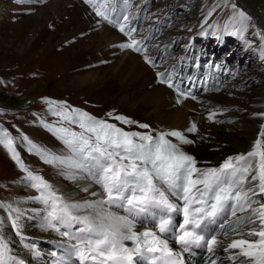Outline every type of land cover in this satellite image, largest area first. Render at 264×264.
Listing matches in <instances>:
<instances>
[{
	"label": "snow or ice",
	"instance_id": "snow-or-ice-1",
	"mask_svg": "<svg viewBox=\"0 0 264 264\" xmlns=\"http://www.w3.org/2000/svg\"><path fill=\"white\" fill-rule=\"evenodd\" d=\"M85 3L129 37L130 42L121 47L147 51L144 41L133 37L137 29L128 15L112 17L115 8L109 10L107 5L115 0ZM240 15L244 17V13ZM144 59L156 66L147 55ZM157 75L161 84L176 87L179 96L186 97L174 85L172 73ZM45 102L60 119L44 126L64 144L66 152L57 155L27 141L29 151L60 169L68 180L90 181L82 191L87 192L91 185L98 187L90 194L95 199L73 201L30 170L15 150L11 133L0 128V145L25 172L22 182L36 190L37 195L30 199L43 206L38 226L63 238L59 244L63 255L52 252V264H182L181 252L173 244L182 252L193 247L205 251V264H217L220 251L228 264H264V124L246 153L228 157L219 167L202 168L193 155L169 139L174 137L180 144L194 142L180 131L156 136L125 131L116 123L69 108L66 102ZM259 115L264 117V113ZM108 116L126 125L136 124L122 115ZM214 116L212 113L209 119ZM65 123L80 131L63 126ZM138 127L148 129L149 125ZM187 131H198L196 124ZM0 210L5 211L0 217V264H25L14 254L6 227L25 249L40 257L36 244L23 235L21 209L0 202Z\"/></svg>",
	"mask_w": 264,
	"mask_h": 264
},
{
	"label": "rangeland",
	"instance_id": "rangeland-1",
	"mask_svg": "<svg viewBox=\"0 0 264 264\" xmlns=\"http://www.w3.org/2000/svg\"><path fill=\"white\" fill-rule=\"evenodd\" d=\"M56 1L59 0H23L22 3L19 0H0L2 14L0 18V128L11 133L15 150L25 165L50 183L63 181L60 169L45 163L35 151H29L30 145L27 142L31 141L57 155L66 152L64 144L44 126L56 124L60 119L49 110L50 106L45 102L46 99L66 102L69 108L81 109L93 117L116 123L125 131L150 132L153 136H156L158 131V125L153 122L157 116L155 118L152 116V113L156 112L154 111L156 105L148 108L146 106V109L140 106L134 110V105L115 103V97L120 93L129 92L132 101L140 99L139 93L142 86L132 81L122 84L119 81V75L113 72L112 66L106 65L109 53L102 46L103 39L91 27L96 20L92 6L85 3V0L74 1L65 7L61 14H56L52 11L53 3ZM97 2L100 3L99 0ZM42 10L46 17L40 26L36 23L40 24L41 19L35 18ZM241 12L244 13V17H241ZM149 13L154 21L152 23L164 18L166 21L162 23V27L165 30L170 28L169 33L173 35L178 34L177 32L181 33L179 42L184 41L180 48H183L185 57L189 54L188 48L196 47L200 54L207 52V55L211 54L220 59L222 57L217 54L219 50L217 48L211 50L212 46H221L226 51L237 47L233 55L223 57L224 68L221 72L227 73L225 81L231 80L232 75L236 73L231 67L234 61H238L237 58L242 57L243 61L252 62L224 87L223 91L226 89L235 91L231 94V106L227 108V111H221H224L223 114L225 118H229L230 123L236 124L243 121L250 126L257 125L254 120L260 117L259 114L263 113L260 110L264 109V27L262 24L264 16L257 13L254 2L251 0H151ZM89 28L91 29L88 30ZM162 45L167 49L171 46L169 43H162ZM177 46H171L175 54ZM64 60L65 62H62ZM68 65L71 66L68 67ZM93 70L108 72L106 83L98 88L82 87L85 89L82 90L66 82V78L82 76ZM100 102H106V104L102 105ZM117 108L121 110H114ZM199 109L201 110L200 105ZM108 113H112L113 116L128 117L136 124L126 125L115 121L108 116ZM195 114L201 115L198 112ZM225 118L222 117V119ZM226 123L223 125L217 123V125L225 126ZM139 124H148L149 128H140ZM196 124L199 126L198 120ZM63 126L74 127L76 131H80L74 125L65 123ZM227 126L230 127L229 125L225 127ZM228 127L225 128L227 133L230 132ZM170 130L176 131L179 128L172 127L168 131ZM212 132L214 133L213 130ZM212 132L203 137V142H200L202 145L197 148L196 137L191 144H180L174 137L169 139L179 144L182 150L190 155L196 148L193 156L197 157L198 165L202 168L218 167L228 157H235L248 151L238 149L232 138L219 139ZM24 137H27V140ZM25 175L7 149L0 145V202L12 204L13 207L21 209L22 230L29 232L32 226L35 224L38 226V223L33 220L36 216L32 210L36 204L30 199L36 195L34 193L36 190L32 191L22 182ZM57 183L54 185H59ZM2 214L5 215V211L0 210V217H3ZM43 231L47 232V230ZM29 240L34 243V239ZM220 253H222L220 262L228 264L226 254L222 251Z\"/></svg>",
	"mask_w": 264,
	"mask_h": 264
},
{
	"label": "bare ground",
	"instance_id": "bare-ground-1",
	"mask_svg": "<svg viewBox=\"0 0 264 264\" xmlns=\"http://www.w3.org/2000/svg\"><path fill=\"white\" fill-rule=\"evenodd\" d=\"M59 1H56L55 3H53V7H52V11L56 12V14H61L65 7H67L69 4H72L74 2V0H59ZM251 1L254 2L257 13L260 14L261 16H264V5H262L264 4V0L262 1L261 0H251ZM257 6H260V8L259 7L257 8ZM43 12L44 10H42L39 13V15L35 18V19H38V18L41 19L40 24L36 23L40 26H42V24L44 23L45 17H46L45 14H43ZM1 17H2V14L0 11V18ZM254 22L257 23L255 20ZM262 24L264 27V19H263ZM98 25L99 24L97 22L93 21V24L91 25V27L93 30L96 31V33L99 34V37L103 39V40L101 39L99 40H101V42H103L104 45H102L101 43L100 44L103 46V48L105 47V51L109 53V57L107 59L106 65L112 66L113 72L119 75V81L122 82V84L123 83L126 84L127 82L132 81V83H135V84L137 83L138 85L142 86V90L140 91V93L138 92L139 95L141 96L140 99L132 101L130 100L131 98H130L129 92L125 94L120 93L115 97V101H116L115 103L121 102V105H124L125 103L127 105H134L135 106L134 110L135 108H140V106H143L142 108L146 109L145 108L146 106L148 108L150 106L152 107L153 105H156L154 106V111L156 112H153L152 116L154 118L156 116L157 117L155 120H153V122L158 125V130H162L163 132H167L172 127H176V128L178 127L179 130L182 131L183 133H190L187 131V129L191 127L194 120L195 121L198 120L200 129L196 136H193V135L190 136L194 141L196 137V140H197L196 148L197 146L202 145L200 142H203V137L211 133L213 130L215 133V137L219 139L220 138H225V139L232 138L236 142L238 149H241L243 151H247L250 149L254 138H256L257 133L260 130L261 125L264 124V117L260 116L258 119L254 120V122H256L257 124L255 126L254 125L250 126L244 123L243 121H239L236 124L230 123L228 120L229 118L228 117L225 118L223 113L225 110L227 111V108L231 106L230 104L231 94L234 93L235 90L226 89L225 91H223V89L232 79H234L237 75H239L242 71H244L249 65H251L252 63L251 61L249 60L243 61L242 57L237 58L236 60L238 61H234V64L231 67L233 70L236 71V73L232 75L233 78L231 80H227V81L223 80V87H222L223 92L221 91L219 93H212V94L204 95L203 96L204 101L201 103V106H202V110L200 112L201 115H196L195 113L192 112L193 110H198V106L200 105L199 103H197L196 100L187 99V100H184L181 104H177L176 94L174 93V91L171 90L169 87H167L165 84H160L156 81V73L154 72L153 69H151L143 61L140 55L130 52L129 50L119 51L117 48L114 47V43L121 42L123 40V37L119 35L115 30H113L112 28L108 27L105 24H101L100 26ZM259 26L261 25L259 24ZM90 29L91 28H89L88 30ZM170 30L171 29L169 28L163 32V35L161 36L162 41L160 44L169 43L172 46L178 45L176 54H182L183 49L180 48V46L184 44V41L179 42L181 33L176 31L178 34L173 35L169 33ZM214 48H217L219 52H222L221 55H223V57H229L233 55L234 51L237 49L236 47V49L226 51L224 48H221V46H213V49ZM98 52H101V51L98 50ZM223 57L220 58V60H222ZM62 62H65V60ZM170 62L171 61H169L168 63ZM172 62L175 63L174 61ZM253 62L255 61L253 60ZM69 66L71 65H68V67ZM107 73L108 72L106 71L93 70V71L83 74L82 76H75L71 79L66 78V82H69L71 85L75 86L76 88L79 87L78 89H82V90H85L82 87H97L98 88L99 86H102L103 84L106 83L107 78H108V77L106 78ZM229 76H231V74ZM62 79H65V78H62ZM60 85H64V84H60ZM87 90L91 92L90 89H87ZM100 103L102 105L106 104V102H100ZM114 110H121V109L117 108ZM214 110L220 113H218L217 116H215L213 120H208L207 114L210 111H214ZM221 110H224V111H221ZM260 111L264 113V109L263 111L262 110ZM222 117L225 119H222ZM223 120H225V122H223ZM217 123H219L220 125H223L224 123H226V125H229L230 127L228 126L227 127L230 128L229 129L230 132L227 133L225 131L226 130L225 128H227L225 127L226 125L219 126L217 125ZM195 149L193 150L194 155L196 152ZM61 179H63V181H60V183L51 182V184L60 193L64 194L65 196L70 197L73 201H82L84 199H89V198L95 199L94 197H91L90 194L93 191H98L97 186L91 185L87 192H84L81 190L82 188L89 186L90 181H87V180L72 181V180L66 179L63 175H61ZM55 183L59 185L55 186L54 185ZM2 215L5 216L4 214ZM5 233L10 235V239L12 241L11 246L13 248L14 254H16L18 257L23 259L25 261V264H52L53 262L52 260H46L43 257L42 258L37 257L40 259L36 260L35 257L32 256V253L28 249H25L23 245L20 244L19 240L17 239V236H15L12 233V230L10 228L7 227V230L5 231ZM23 233H25L26 236H32V237H38V238H45L47 236L48 237L52 236L50 235V233L47 234L46 232L44 233L43 230L41 231V229L36 224L35 226H32L29 229V232L23 231ZM40 252H41V255H43L45 251L40 250ZM219 264H222V263L219 261Z\"/></svg>",
	"mask_w": 264,
	"mask_h": 264
}]
</instances>
